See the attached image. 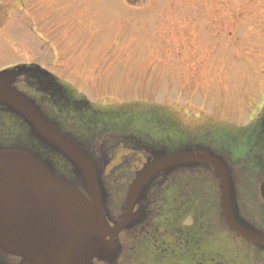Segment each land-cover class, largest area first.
<instances>
[{
  "label": "water",
  "instance_id": "95a60500",
  "mask_svg": "<svg viewBox=\"0 0 264 264\" xmlns=\"http://www.w3.org/2000/svg\"><path fill=\"white\" fill-rule=\"evenodd\" d=\"M177 121L162 107H93L36 67L1 71L0 264H118V234L145 218L144 208L132 212L134 205L153 185L195 165L212 168L216 211L231 229L251 240L264 236L241 216L244 170L257 171L251 182L260 184L264 201V115L239 133L246 136L241 153L233 149L239 138L226 128L187 130ZM175 135L178 145L159 146ZM119 141L150 145L151 158L128 185L117 203L121 215L109 226L103 172L107 150Z\"/></svg>",
  "mask_w": 264,
  "mask_h": 264
},
{
  "label": "rangeland",
  "instance_id": "374dc122",
  "mask_svg": "<svg viewBox=\"0 0 264 264\" xmlns=\"http://www.w3.org/2000/svg\"><path fill=\"white\" fill-rule=\"evenodd\" d=\"M51 52L94 102L243 125L264 103V0H0V70Z\"/></svg>",
  "mask_w": 264,
  "mask_h": 264
},
{
  "label": "flooded vegetation",
  "instance_id": "af4514ba",
  "mask_svg": "<svg viewBox=\"0 0 264 264\" xmlns=\"http://www.w3.org/2000/svg\"><path fill=\"white\" fill-rule=\"evenodd\" d=\"M37 59V63L58 75L67 73L61 71L60 54L55 58L51 52L41 56L42 60ZM128 153L118 149L107 169L120 167L125 162L124 158L127 160L125 155ZM128 162L130 172L141 166L140 159L130 158ZM192 171L195 173L196 167ZM163 186L168 189L167 183ZM197 201L195 195L192 204H185L179 192L176 206L172 208L168 207L166 198L165 205L158 206L155 202L152 206V203L146 202L143 206L148 212L147 220L155 222L147 224L149 231L142 233L144 237H135L133 231L129 236L130 248L136 252L138 245L140 248L142 245L148 253L149 264H264V244H253L233 233L217 213L214 200L208 199L202 204ZM257 216L260 227V221L264 225V214L263 218L259 214ZM156 219L162 223L154 224Z\"/></svg>",
  "mask_w": 264,
  "mask_h": 264
}]
</instances>
